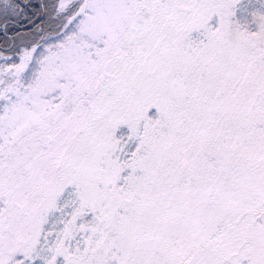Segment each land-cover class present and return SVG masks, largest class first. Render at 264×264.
<instances>
[{
    "label": "snow or ice",
    "instance_id": "snow-or-ice-1",
    "mask_svg": "<svg viewBox=\"0 0 264 264\" xmlns=\"http://www.w3.org/2000/svg\"><path fill=\"white\" fill-rule=\"evenodd\" d=\"M0 264H264V0H0Z\"/></svg>",
    "mask_w": 264,
    "mask_h": 264
}]
</instances>
